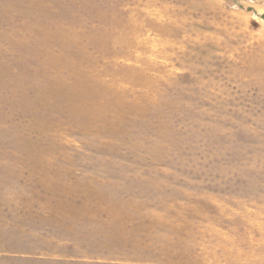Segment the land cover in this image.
Wrapping results in <instances>:
<instances>
[{
	"label": "rangeland",
	"instance_id": "rangeland-1",
	"mask_svg": "<svg viewBox=\"0 0 264 264\" xmlns=\"http://www.w3.org/2000/svg\"><path fill=\"white\" fill-rule=\"evenodd\" d=\"M264 0H0V264H264Z\"/></svg>",
	"mask_w": 264,
	"mask_h": 264
},
{
	"label": "water",
	"instance_id": "water-1",
	"mask_svg": "<svg viewBox=\"0 0 264 264\" xmlns=\"http://www.w3.org/2000/svg\"><path fill=\"white\" fill-rule=\"evenodd\" d=\"M264 19V17H262Z\"/></svg>",
	"mask_w": 264,
	"mask_h": 264
}]
</instances>
